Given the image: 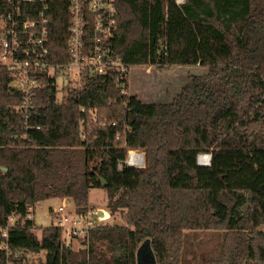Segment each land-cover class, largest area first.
<instances>
[{
    "label": "trees",
    "instance_id": "16d2710c",
    "mask_svg": "<svg viewBox=\"0 0 264 264\" xmlns=\"http://www.w3.org/2000/svg\"><path fill=\"white\" fill-rule=\"evenodd\" d=\"M43 5L51 59L66 61L69 0H33L24 10L36 17ZM115 6L114 48L127 64H199L207 72L191 75L171 101L150 103L122 95L112 75H87L84 88L60 102L41 74L25 131L16 111L24 93L0 65V225L14 210L23 215L11 246L45 250L42 264H137L150 238L158 264H184L185 230L225 229L222 260L213 264H264V0ZM11 9L0 0V15ZM130 149L145 152V165L119 169ZM200 154L202 162L211 154V164H199ZM96 187L127 225L94 227L83 249L67 247L59 226L39 229L26 219L53 197L70 196L87 212Z\"/></svg>",
    "mask_w": 264,
    "mask_h": 264
},
{
    "label": "built area",
    "instance_id": "2783aa9c",
    "mask_svg": "<svg viewBox=\"0 0 264 264\" xmlns=\"http://www.w3.org/2000/svg\"><path fill=\"white\" fill-rule=\"evenodd\" d=\"M9 1L11 11L0 15V65L11 72L12 86L24 93L22 104L16 107L24 117L23 130L28 131L32 127L30 113L35 109L32 98L36 95L35 90L44 86L41 74L54 81L57 91L68 85L72 91L81 90L87 75H112L121 88V94L127 95L130 70L136 65L127 64L115 52L116 0H69L68 59L60 62L51 59L47 6L43 5L38 16L33 17L24 10L33 0ZM176 2L180 5L186 0ZM59 79L66 81L63 87L59 86ZM14 81L19 85L14 86ZM123 164L142 167L145 165L144 154L130 149L127 158L119 163V169ZM68 199L64 198L53 214L54 225L59 226L65 235L64 244L71 247L74 239H88L91 229L101 225L100 222L110 214L101 216L97 209L79 212L75 204L68 203ZM26 219L34 220L31 208ZM22 221L23 215L14 210L8 215L6 224L0 225V250L5 256L0 264H28L25 252L14 249L10 240L11 230L21 226Z\"/></svg>",
    "mask_w": 264,
    "mask_h": 264
},
{
    "label": "rangeland",
    "instance_id": "374dc122",
    "mask_svg": "<svg viewBox=\"0 0 264 264\" xmlns=\"http://www.w3.org/2000/svg\"><path fill=\"white\" fill-rule=\"evenodd\" d=\"M1 23V21H0ZM207 72V67L197 65H174V66H159L150 64H138L131 68L127 84V96L137 95L143 102H169L175 95L180 92L182 87L187 83L190 76L193 74H204ZM66 81L59 79L58 84L63 87ZM14 86H18L19 82L14 81ZM68 85L64 89L58 90V100L64 101L68 92L72 91ZM98 122V120H94ZM104 122H107L103 119ZM144 154L143 150L135 149ZM201 156L204 154H200ZM199 155V156H200ZM71 201L68 203L75 204L70 196ZM64 197H53L40 202H37L32 208V216L36 225L39 227H49L54 225V209L61 205ZM108 194L105 188H92L89 191V209L103 208L110 213L105 214L108 217L101 221V224H119L127 225V220L124 214L120 211L112 214L108 207ZM76 206V204H75ZM94 207V208H93ZM98 210V209H97ZM35 231L38 236L40 230ZM227 230L225 229H192L184 232V249L183 263L184 264H213L214 261L222 260L223 249L226 241ZM65 235L62 231V240ZM72 249L78 250L85 248V242L82 239H74ZM88 246V242H87ZM88 248V247H87ZM27 263L42 264L46 260V251L42 250L37 253H26Z\"/></svg>",
    "mask_w": 264,
    "mask_h": 264
},
{
    "label": "water",
    "instance_id": "95a60500",
    "mask_svg": "<svg viewBox=\"0 0 264 264\" xmlns=\"http://www.w3.org/2000/svg\"><path fill=\"white\" fill-rule=\"evenodd\" d=\"M200 156L198 157V160L200 159ZM211 159H212V156L210 154V163L208 165L211 164ZM199 164L206 165V164L201 163L200 160H199ZM102 181L105 183L104 179H102ZM98 211L101 216H105V214L107 213L104 209H100ZM136 263L137 264H158L157 257L152 247L150 238L145 239L139 245L137 252H136Z\"/></svg>",
    "mask_w": 264,
    "mask_h": 264
},
{
    "label": "crops",
    "instance_id": "0c3cea01",
    "mask_svg": "<svg viewBox=\"0 0 264 264\" xmlns=\"http://www.w3.org/2000/svg\"><path fill=\"white\" fill-rule=\"evenodd\" d=\"M64 198H67V197H64ZM64 198H63V200H64ZM69 201H71L70 200V198L68 199ZM33 208V207H32ZM32 208H31V212H32ZM94 208V207H93ZM98 210H100V209H103V208H97ZM107 212V211H106ZM108 213V215L110 214L109 212H107ZM32 214V213H31ZM34 221V223H35V220H33ZM35 226L36 227H38L37 225H36V223H35ZM37 231V230H36Z\"/></svg>",
    "mask_w": 264,
    "mask_h": 264
},
{
    "label": "bare ground",
    "instance_id": "6f19581e",
    "mask_svg": "<svg viewBox=\"0 0 264 264\" xmlns=\"http://www.w3.org/2000/svg\"><path fill=\"white\" fill-rule=\"evenodd\" d=\"M209 155H210V154H209ZM200 157H201V156H200ZM141 162H142V161H141ZM200 162H201V163H204V164H205V163H208V162H202L201 159H200Z\"/></svg>",
    "mask_w": 264,
    "mask_h": 264
}]
</instances>
